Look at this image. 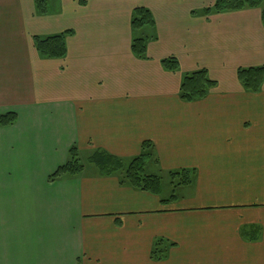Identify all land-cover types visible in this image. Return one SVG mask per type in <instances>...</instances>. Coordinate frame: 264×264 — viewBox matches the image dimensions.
<instances>
[{
    "label": "crops",
    "instance_id": "0c3cea01",
    "mask_svg": "<svg viewBox=\"0 0 264 264\" xmlns=\"http://www.w3.org/2000/svg\"><path fill=\"white\" fill-rule=\"evenodd\" d=\"M214 1L45 0L39 13L0 0V114H16L0 125V264H264V81L254 93L237 77L264 64L261 11L202 14ZM138 6L155 21L145 58L131 50ZM68 29L63 58L38 54L33 35ZM198 68L216 86L184 101L182 75ZM145 141L162 182L195 170L168 201L170 182L157 195L88 161L129 160ZM72 145L82 172L49 179Z\"/></svg>",
    "mask_w": 264,
    "mask_h": 264
},
{
    "label": "trees",
    "instance_id": "16d2710c",
    "mask_svg": "<svg viewBox=\"0 0 264 264\" xmlns=\"http://www.w3.org/2000/svg\"><path fill=\"white\" fill-rule=\"evenodd\" d=\"M36 9L39 13L47 11L45 0H35ZM260 8L261 21L264 27V0H215L214 3L205 8L202 14L219 13L225 11H234L244 8ZM132 31L153 27L154 18L149 9L138 6L132 10L130 20ZM72 33L68 29L60 33L39 36L33 35L32 40L38 54L44 58H63L66 55V37ZM145 34L134 36L131 41L132 53L138 58L146 57ZM165 70L175 72L179 69V62L176 57L169 56L161 60ZM237 77L242 87L250 92H258L264 81V64L256 66H245L237 69ZM216 81L212 79L205 68L185 72L182 75L179 97L184 101H192L205 97L209 90L216 86ZM16 114L7 112L0 114V125H8L15 121ZM152 158V144L145 141L142 145L141 153L129 160H123L103 151L93 152L88 161L92 162L102 174H118L120 182L128 184L136 189L149 191L154 194H160L162 188V176L146 172V164ZM84 164L80 161L79 152L75 145L68 150V158L64 164L59 166L49 179H56L65 175L75 176L82 172ZM195 170L182 168L169 170L166 172L168 181L172 186L168 201L174 198V189L180 185L192 183ZM163 240L157 239L152 248L151 256L160 259L165 256Z\"/></svg>",
    "mask_w": 264,
    "mask_h": 264
},
{
    "label": "rangeland",
    "instance_id": "374dc122",
    "mask_svg": "<svg viewBox=\"0 0 264 264\" xmlns=\"http://www.w3.org/2000/svg\"><path fill=\"white\" fill-rule=\"evenodd\" d=\"M144 34V29H140V30H135L133 31V36H140V35H143ZM80 161L84 164H87V158H86V155L85 154H81V157H80ZM153 169V166H148V169L147 171H152ZM163 175V182H162V185H163V188H165V185L166 186H169V179L167 178V176L165 174H162Z\"/></svg>",
    "mask_w": 264,
    "mask_h": 264
}]
</instances>
